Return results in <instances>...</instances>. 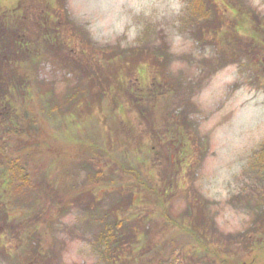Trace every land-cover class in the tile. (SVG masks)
I'll list each match as a JSON object with an SVG mask.
<instances>
[{
    "label": "rangeland",
    "instance_id": "obj_1",
    "mask_svg": "<svg viewBox=\"0 0 264 264\" xmlns=\"http://www.w3.org/2000/svg\"><path fill=\"white\" fill-rule=\"evenodd\" d=\"M0 24L36 33L0 69L35 56L10 98L30 134H0L34 180L0 264H194L191 216L207 264H264V0H1Z\"/></svg>",
    "mask_w": 264,
    "mask_h": 264
},
{
    "label": "trees",
    "instance_id": "obj_2",
    "mask_svg": "<svg viewBox=\"0 0 264 264\" xmlns=\"http://www.w3.org/2000/svg\"><path fill=\"white\" fill-rule=\"evenodd\" d=\"M22 28L24 29L20 30L21 27L18 24L17 26H14L11 28L12 30L11 34H9L8 32H6L5 34L0 33V55L2 56V59L5 60V64L3 62L0 63V69H1V65L6 66L7 63L8 64L11 63V58L13 57L11 52H15V51L18 52L19 48H15L14 50H12L13 48L9 47L12 39L15 45L21 44L22 41L23 42L25 41V44L27 45H24V46H29L31 44V40L27 38V35H29V38H31L32 35H35L36 33H38L36 32L37 29L41 33L39 23L33 26L36 32L35 34L31 31L29 27H22ZM261 29H262V32L264 33V27L263 28L261 27ZM16 36L18 37L15 38ZM258 37L259 36L257 35V38ZM261 38L264 41V37L261 36ZM19 46L21 45H18L16 47H19ZM24 46H21V47H24ZM35 51H37L38 52L37 54H39L40 56L42 54L43 55L46 54V51L42 53L38 50V48L37 49L35 48ZM24 54H25L24 58L26 60L23 61ZM32 54L33 53L30 54L28 52V58H27L26 52H23L21 56L19 55V59H18L20 61L19 63L21 64L13 63L14 65H13L12 74H5L2 77L0 76V134H7V137L11 136L13 139L12 142L14 144L17 143L18 141L20 142L19 139H21L23 136H27L28 134H30V131H31L30 126H29L30 124L27 123L26 119L24 121L22 119L20 120V122L17 119L16 111L11 106L10 98L12 95H14L13 90L17 91L18 88L20 87H24L25 89L31 88L29 84L30 82L29 77L27 79L25 78L24 80H21L19 79V77H21L19 72L23 71L24 73V71L29 70V68H31L32 71L34 70L33 64L31 63L34 61L35 56L33 57ZM12 61H16V60L12 59ZM0 62H1V59H0ZM23 78L24 77H22V79ZM28 91H30V89H28ZM29 97H31V95H29ZM42 108L40 109V111L42 110ZM27 109L29 110L30 106H27ZM32 122L35 123V120L33 117H32ZM19 151L20 149L14 152L18 153ZM14 152L11 151L8 153V155L0 154V158H1L0 160V189H2V191L0 192V199H4V202H5L4 205L1 206L2 208L0 209V217H1L2 222L6 223L9 227L12 225L8 223L9 222L8 219L9 220L14 219L15 221L16 216H18L19 214H23V209L21 208V206H19L18 200L24 195L25 191L28 188H30V186L33 187L32 182H34V180L30 178V173L26 170V166L22 162L23 158H25L22 156L23 151L20 154H15ZM191 217L192 218L190 219V221H194L193 222L194 224L189 225L190 228H188V233H189V237H191L194 240V247L195 246L198 247V249L195 247L194 251L203 249L204 253H200L197 251L196 252L197 256L193 254H189V253L188 254L190 255L191 258L198 259V261H195V260L192 261L194 264H207L206 262H204V260H206L205 259L206 256L204 254L207 252V250L209 251V247L215 242L213 240L210 242V240L206 239V234L203 233L204 227H203L202 222L200 223L199 221H197L196 216H191ZM149 235H150V232H148L147 236L142 241V247L138 249L139 254L145 257L148 254H154V250H155V247L150 245L151 236ZM134 237L137 238V236L134 235L132 239H134ZM98 243L102 244L105 247V250H106L105 252L107 255L111 252L113 253V250L118 245L116 238L112 234H110L108 237L101 236V239L100 241H98ZM245 243L246 242L242 241V244L246 246ZM168 244L169 245H167V247L170 250V251L168 250L169 253L172 252L171 249H178L180 250L179 254L182 255L184 251V247L180 246L178 242H176L175 240H172ZM247 246L249 247L248 243H247ZM167 247H164L163 251H166ZM187 256L186 257L184 256L185 261L187 260ZM162 263L166 264L167 262L162 261L160 264Z\"/></svg>",
    "mask_w": 264,
    "mask_h": 264
}]
</instances>
